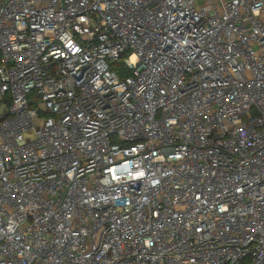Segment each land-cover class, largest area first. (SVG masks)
<instances>
[{"label":"built area","instance_id":"2783aa9c","mask_svg":"<svg viewBox=\"0 0 264 264\" xmlns=\"http://www.w3.org/2000/svg\"><path fill=\"white\" fill-rule=\"evenodd\" d=\"M0 264H264V0H0Z\"/></svg>","mask_w":264,"mask_h":264},{"label":"trees","instance_id":"16d2710c","mask_svg":"<svg viewBox=\"0 0 264 264\" xmlns=\"http://www.w3.org/2000/svg\"><path fill=\"white\" fill-rule=\"evenodd\" d=\"M119 66H120V63H117L116 65H114L115 68L119 67Z\"/></svg>","mask_w":264,"mask_h":264}]
</instances>
